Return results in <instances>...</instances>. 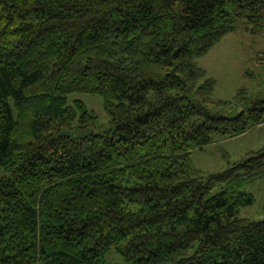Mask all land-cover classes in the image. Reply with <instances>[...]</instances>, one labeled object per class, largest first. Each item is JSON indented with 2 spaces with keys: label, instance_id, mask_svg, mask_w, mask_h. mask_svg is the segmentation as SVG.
Returning <instances> with one entry per match:
<instances>
[{
  "label": "trees",
  "instance_id": "1",
  "mask_svg": "<svg viewBox=\"0 0 264 264\" xmlns=\"http://www.w3.org/2000/svg\"><path fill=\"white\" fill-rule=\"evenodd\" d=\"M241 19L264 0H0V264H264V219L237 216L264 145L207 178L192 160L264 124L197 64Z\"/></svg>",
  "mask_w": 264,
  "mask_h": 264
},
{
  "label": "rangeland",
  "instance_id": "2",
  "mask_svg": "<svg viewBox=\"0 0 264 264\" xmlns=\"http://www.w3.org/2000/svg\"><path fill=\"white\" fill-rule=\"evenodd\" d=\"M197 64L216 79L213 96L215 100L232 99L240 88H246L250 97L264 98V19L255 23L241 19L236 31L224 36L208 53L197 58ZM68 99L69 103L76 99L82 100L88 110L97 115V131H104L112 126L111 115L106 111L101 96L74 92ZM263 145L264 124H261L236 137H217L216 141L204 150H195L192 160L199 174L207 178L225 170L228 160L241 159L249 151L259 149ZM1 174L3 171L0 169ZM222 187L223 184H219L206 196H212ZM246 190L255 195V200L252 204L242 207L237 216L251 220L264 219V178L248 185ZM103 259L108 263H124V258L115 248L110 249Z\"/></svg>",
  "mask_w": 264,
  "mask_h": 264
}]
</instances>
